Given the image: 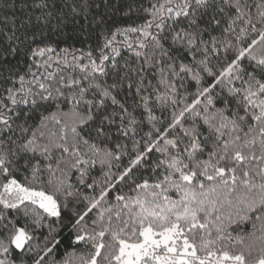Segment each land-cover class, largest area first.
Listing matches in <instances>:
<instances>
[{"label":"snow or ice","instance_id":"6c2138e0","mask_svg":"<svg viewBox=\"0 0 264 264\" xmlns=\"http://www.w3.org/2000/svg\"><path fill=\"white\" fill-rule=\"evenodd\" d=\"M15 7L0 264H264V0Z\"/></svg>","mask_w":264,"mask_h":264},{"label":"trees","instance_id":"16d2710c","mask_svg":"<svg viewBox=\"0 0 264 264\" xmlns=\"http://www.w3.org/2000/svg\"><path fill=\"white\" fill-rule=\"evenodd\" d=\"M9 2L11 3V0H9ZM16 3V7L14 9H7V11H9V14H12L13 12L17 15V16H22L24 14L23 10L20 8V0H15ZM2 14V13H0ZM67 43H76L77 46H79V40L78 39H74V38H69L67 40Z\"/></svg>","mask_w":264,"mask_h":264}]
</instances>
